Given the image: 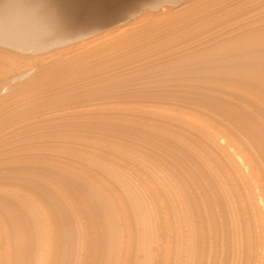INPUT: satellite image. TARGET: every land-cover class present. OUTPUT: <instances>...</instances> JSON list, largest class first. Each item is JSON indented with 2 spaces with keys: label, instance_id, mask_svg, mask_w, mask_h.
Returning a JSON list of instances; mask_svg holds the SVG:
<instances>
[{
  "label": "bare ground",
  "instance_id": "6f19581e",
  "mask_svg": "<svg viewBox=\"0 0 264 264\" xmlns=\"http://www.w3.org/2000/svg\"><path fill=\"white\" fill-rule=\"evenodd\" d=\"M134 11L142 13L131 21ZM255 16L253 27L218 36ZM111 18L122 24L108 30L109 24L92 39L74 40ZM49 53L58 54L53 60L55 54ZM120 67L133 71L125 74ZM119 69L123 73L115 72ZM143 72L187 77L230 94L200 89L196 107L174 109L167 102L166 108L151 105V112V98H144L150 112L144 114L165 124L150 116L136 118L143 108L129 104V98L124 107L118 104L121 95H112L115 105L107 103L110 97L100 99L105 102L96 106L100 112H139L109 116L112 122L141 128L146 139L158 138L159 144L173 141V147L169 141L165 145V155V146L150 151L156 141L144 136L122 139L120 127L116 131L122 136L115 128L118 135L91 130L86 120L81 128L90 130L76 129L84 118L77 108L81 120H72L75 112L74 122L69 120L80 121L75 129H65L57 118L59 125H48L49 131L41 126L45 132L39 127L42 133L32 134L41 113L77 107L80 100L97 98L117 81ZM157 78L154 85L162 81ZM63 117L65 122L68 116ZM17 133L39 142L25 147ZM11 144L17 146L0 152V160L28 147L43 153L37 157L28 150L34 159L20 157L24 162L18 163L29 161L27 167H18V177L8 172L12 177L5 184L0 172V264H220L223 254L227 264H264V0H0V149ZM132 160L140 164L133 166ZM30 163L45 168H29Z\"/></svg>",
  "mask_w": 264,
  "mask_h": 264
},
{
  "label": "rangeland",
  "instance_id": "374dc122",
  "mask_svg": "<svg viewBox=\"0 0 264 264\" xmlns=\"http://www.w3.org/2000/svg\"><path fill=\"white\" fill-rule=\"evenodd\" d=\"M146 9H149V8H148V7H146V8L144 7L142 10H146ZM142 10H141V11H142ZM137 11H138V10H137ZM137 11H136V13H135V11H134V12H132V13L129 15V18H130L131 21H132V19L137 18V17L140 15V13L143 12V11H142V12H141V11H140V12H137ZM135 14H136V15H135ZM131 16H132V17H131ZM135 16H137V17H135ZM258 16H259L258 18L261 17L260 15H258ZM255 17H256V18H255ZM255 17H252V18H255V20H254V19H251V18L248 19V20H247L248 23H247L246 21H245V22L242 21V22L238 23L239 25H237V24L233 25V29L231 28L232 26H230V27L228 28L229 30L231 29V30H230V33H229V32H226V31H229L228 29H225V30H223V31H219V32H217L219 35L216 33V35L214 34L213 37H211L210 39L208 38L207 40L209 41V40L212 39V41H213L214 38H216V37H218V36H220V35H221V36H224V35H222V34H225V33H226V34H239V33H241V32L244 30V29H242V28L253 27V25H255V22H256L257 19H258L257 16H255ZM129 18L127 17V18H126L127 20L124 21V22H126V23H127V22H130V20L128 21ZM111 19H112V18H111ZM111 19H110V21H109V19H108V20H107V23L105 22L106 20L103 21L104 23H103L102 21L99 22V23L101 24V26H102V31H101L100 24L98 23V25H97L98 27L95 26L96 28H98V30L95 29V31H94V28H95V27H94V28L92 29L93 31H92V30L89 31L90 33L88 32V30H86L85 32L83 31V34H82V32H81L80 34L77 35L79 38H78V39H74V40H75V41H78V40L80 41L81 39H82V41L89 40V39H92L91 37H92V36H95L96 34L99 35V34L102 33V32H106V31L111 30L112 28L116 27L117 25H121V24H122V22H119V21H118L119 19H117V21H116V19H112V20H111ZM252 20H254V21H252ZM108 21H109V22H108ZM111 21L115 22V23H113L114 25L111 23ZM101 22H102V23H101ZM118 22H119V23H118ZM124 22H123V23H124ZM250 22H251V23H250ZM252 22H254V23H252ZM242 23H244V24L241 25ZM246 23H247V24H246ZM109 24H110L111 27H109ZM116 24H117V25H116ZM103 25H105V26H103ZM106 25H107V26H106ZM245 25H246V26H245ZM106 27H107V28L109 27L108 30H106ZM236 27H237V28H236ZM103 28H105L104 31H103ZM235 28H236V29H235ZM240 29H241V30H240ZM236 30H237V32H236ZM99 31H100V32H99ZM238 31H239V33H238ZM92 32H93V34H91ZM220 32H221V33H220ZM235 32H236V33H235ZM86 33H88V35H87ZM95 33H96V34H95ZM98 33H99V34H98ZM94 34H95V35H94ZM217 35H218V36H217ZM90 36H91V37H90ZM93 38H94V37H93ZM207 40H206V41H207ZM55 53H56V52H55ZM55 53H49V54H47V55H48V57H49V56H51V54L53 55V54H55ZM57 54H58V53H57ZM57 54L53 55L52 58H49V59H53V60H54L55 57H57ZM122 67H123V66H122ZM120 69H122V68L120 67ZM120 69H119V70H116L115 72H118V71H119V74H121V73H123V71L125 70V68L122 69L123 71H122V70L120 71ZM127 70H128V71H130V70L133 71V69H131V68H127L126 71H124L125 74H127V73L130 74V73H131V71H130V73H129ZM134 70H135V69H134ZM136 71H137V70H136ZM120 72H121V73H120ZM126 72H127V73H126ZM140 73H141V72H140ZM140 73H137V74L140 75ZM137 74H136V75L129 76V77H127V79H126V77H125L124 79H121V80L117 81L114 85H112V86H110L109 88H107V90H109V93H108V91H107L106 89H104V91H102V92H104L106 95H105L104 93H102V92H101V93H102L103 96L101 95V93H100L99 95H97V96H98L97 98H98V100H99L98 102H96V101H97L96 95H92V96H89V97H92V98H93V96H95V97L93 98V100H92V98H89V97L85 98V101H86V99H87V102H85V101L83 102L82 100H80L81 102H79V103L77 102L79 105H78L77 103H75V105L77 104L79 107H78L77 105H76L77 107H72V108L74 109V111L70 110V109H72V108L68 109V110H67V111H68V114H66V112H67L66 110H61V111H59V112L61 113V114H60V113L58 112V110H57V111H54L55 109H54L52 112H53V113L56 112L57 115H56V113L53 114L52 112H48V114H47V112H45L46 114L43 112V114L45 115V116H44V115H43V116L45 117L46 122L49 120V122H50V123L48 122L49 124H47V123L44 121L45 119H43V116H41V115H42V113H41V114L39 115V117H37L38 119H36V123H38V122H39L38 120H40V122H39V125H40V126L36 127L37 130H38L39 127H41V126H44V127H47L48 125H49V126H50V125H52V126H54V125L57 126L56 124H58L57 121H58L59 119H60V120H59V122H60L59 124H65V123H66V124H67V125H66L67 128L65 127V129H67V130L70 129V130H71V128L74 126L73 124H77L78 122H80V121H78V120L80 119V117H81V119H82L83 116H84L83 120L80 119L81 122H80L79 124H77V126L79 125L80 128H78L76 125H75L76 127L74 126L76 129H79V130L82 129L83 131H86V130H88L89 127L92 126V127H91L92 129L89 128V130H90V129H91V130H95V131H96V130H97V131H101V130H102V131L107 132V133H110V132H111V134H114L115 132L118 133V131H119V132H122V134H124V135H125V134L127 135L126 132H128V133H129V134H128L129 137L127 136L128 139H126V135H125V136H124V135L122 136L121 133H118V134H120V136H122V139H125V140H128V141L131 140L130 142H132V141H137V140H139V139L141 140V139H143L144 137H145V139H146V135H145L146 131L144 130V131H142V133H141L140 130H143V129H141V128H140V130H139V128H137V127H136L137 129H136L135 127L130 128L131 126H128V127H127V125H125V127H124L123 122H121V121H120L121 123H120L119 121H117V122L113 121V122H112L110 117H111V116H116V117H117V116H128L129 113H131V115L133 114V116H138L137 113H139V112H138V111L135 112L136 114H135L133 111H132V112H131V111H128V112H125V113H124L123 111H126V110H124V108L121 107L123 110H119V111H122V114H120V112L116 113V110H115V111L110 110V111H113L112 113H111L110 111L108 112V111L106 110L105 113H104L103 111L100 112L101 110H99V108L96 107V106L98 105V103H99V105H100V103H104V104H105L106 101H107V103H110V101H113L112 103H113V105H115V102H116V103L121 102V103H118V104H120L121 106L124 107V106H125V105H124L125 103L122 104V102H126V103H127V99L129 98L130 100H132V101L129 103L130 100L128 99V103H129V104H132V103H134V104L137 103L138 105L141 104V105H140V106H141V109L143 108L142 110H144L143 112H142V110H140V114H141V115L139 114V117H136V118H139V119H142V118H143L142 120H144V119L149 120V119H150V120L156 122V121H158V120H156V119L154 118V116H151V115H148V114L146 115V113H149V114H150V112H151L152 110H154V108H156V105H157V107L161 106V108H164V107H165L164 105L166 104V106H167V105H168L167 102H169V104L172 103V104H174V105L177 107V108H176V107L173 105L174 109H179L178 107H181L182 109H184V108H185V109H186V108L188 109L189 107L191 108L192 106H195V107H196V103H199L198 100H202L201 98H200V99L197 98V97L199 96L198 94L209 93V92H210V94H214V95H217V94L222 95V94H224V92H225V94H224L225 96L227 95V93L230 94L228 91H225V90H224L223 88H221V87H215V86H212V85L209 84V83H204V82H200V81H195V82L192 81V82H191V80L187 79V77H184V78H182V77H181V78H180V77H177V78L175 77V78H174V77H173V78H172V77H168V76H165V75L163 76L162 73H159V74H161V76H162V78H161V76L158 74V72H157V73H153V72H152V73H150V74H149V72H148V73H144V72H143V74H141V76H138ZM147 74H148L150 77H151V75H152V78H150L149 76H147L148 78L145 77ZM154 74H155V75H154ZM153 75H154V76H153ZM157 75H158V76H157ZM143 76H144V79L142 78ZM159 76H160V77H159ZM131 77H132V78H131ZM134 77H135V78H134ZM136 77H138V79H136ZM139 77H141L140 79H141L142 81L144 80L143 83H142V81H140ZM157 77H159V79H158ZM164 77H165V78H164ZM128 78H129V79H128ZM130 78H131V80H130ZM149 78L151 79V81H149V80H150ZM154 78H155V79L157 78V79H158V82H160L161 79H162V81H164V84H162L163 86H160L162 81H161L160 83H156V84L159 85V86H157V85L155 84L157 87L160 88V89H159V88H156V87H155V88L157 89V91H156V89L150 88V87H154V86H155V85L153 84V82H154V83L157 82V80H156V81L152 80V79H154ZM179 78H180V79H179ZM185 78H186L188 81H187ZM125 79H126L127 81H126ZM148 79H149V80H148ZM163 79H164V80H163ZM168 79H169V80H168ZM173 79H174V80H173ZM176 79H177V80H176ZM178 79H179V80H178ZM181 79H182V81H180ZM128 80H130V81H128ZM145 80H146V81H145ZM147 80H148V81H147ZM175 80H176L177 82H176ZM122 81H123V83H122ZM135 81H136V82H135ZM139 81H140V82H139ZM166 81H167V82H166ZM179 81H180V82H179ZM184 81H185V84H186V81H187L188 85H185V84H184ZM118 82H119L120 85H121V83H122V84H123V87H122V85H121V86H118L119 89L117 88V89H118V91H117V89H116L117 86H115V85H116ZM129 82H130V84H132V82H133V83L135 82L136 84L138 83V84H137L138 86H137L135 83H134L135 85L132 84V85L130 86ZM174 82H175V83H174ZM178 82H179V85H180V86L178 85ZM196 82H199V83H196ZM140 83H142V84H140ZM146 83H147V84H149V83L151 84V83H152V84H151L152 86L149 87V85H147ZM162 83H163V82H162ZM167 83H169L170 85L167 84ZM176 83H177V84H176ZM192 83L195 84V85H198V84H199V86L196 87V86L193 85ZM203 83H204V84H203ZM127 84H129V86H128ZM166 84H167V85H166ZM172 84H173V85H172ZM174 84L176 85V87H175ZM201 84H202V85H201ZM208 84H209V86H208ZM139 85H140V86H139ZM183 85H184V87H182ZM190 85H191V86H190ZM200 85H201V87H200ZM203 85H204V86H203ZM132 86H133V87H132ZM134 86H135L136 88H135ZM166 86H168V87H166ZM171 86H174V89H172ZM192 86H193V87H192ZM111 87H113V88H111ZM121 87H122V88H121ZM124 87H125V88H124ZM126 87H127V88H126ZM129 87H130V88H129ZM138 87H139V89H137ZM141 87H142L143 89H142ZM163 87H166L167 89H164ZM181 87H182L183 89H182ZM187 87H189V88H187ZM194 87H195V88H194ZM204 87L206 88V89H205L206 92L204 91ZM209 87H210V88L213 87V88H211V90H210ZM110 88H111V90H110ZM123 88H124V89H123ZM145 88H146V89H145ZM147 88H148V90H147ZM149 88H150V91H149ZM162 88H163V89H162ZM168 88H169V89H168ZM178 88H179V90L176 91ZM196 88H197V90H196ZM208 88H209V90H208ZM220 88H221V90H220ZM114 89H116V91H115ZM132 89H133V91H132ZM134 89L137 90V91H134ZM140 89L143 90V91H141ZM170 89H171V90H170ZM175 89H176V90H175ZM180 89H181V90H180ZM188 89H189V90H188ZM194 89H195V90H194ZM200 89H203V90H202L203 93L201 92ZM216 89L219 90V91H217ZM113 90H114L115 92H114ZM158 90H159V91H158ZM165 90H167L169 93H166L167 91H165ZM169 90H170L171 92H170ZM174 90H175V91H174ZM187 90H188V91H187ZM193 90H194V91H197V92L200 90V91H199L200 93H199V92H198V93H195V92H193ZM212 90H213V92H212ZM223 90H224V91H223ZM120 91H121V93H120ZM126 91H127V92H126ZM138 91H139V92H138ZM144 91H146V93H144ZM152 91L157 92V93H156L157 95H156V94H153V93H155V92H152ZM162 91L165 92V93H162ZM184 91H185V92H184ZM190 91H191V92H190ZM214 91H215V92H214ZM220 91L223 92V93H221ZM106 92H107L108 94H107ZM112 92H114V93H112ZM129 92H130V93H129ZM132 92H133V93L136 92V93L133 94ZM176 92L178 93V95H177ZM182 92H183V93H182ZM187 92H188V93H187ZM226 92H227V93H226ZM115 93H116V94H115ZM143 93H144V94H147V93L149 94V93H150V94H149V95H148V94H147V95H144ZM159 93H161V97H164V98H160V97H159V96H160ZM170 93H171V94H170ZM175 93H176V95H177L176 97H175ZM181 93H182V94H181ZM191 93H195V94H197V95H195V96H194V95L191 96V95H190ZM110 94H111V96H110ZM141 94H143L144 97H143ZM152 94H153V96H152ZM158 94H159V96H158ZM163 94H164V95H163ZM185 94H186V95L189 94V96H186ZM233 94H234V93H233ZM112 95L115 96V98H116V97L119 98L120 95H121V97L118 99L119 101H118L117 99L113 100L114 98H113ZM126 95H127L128 97H127ZM150 95H151V97H150ZM154 95H155V97H154ZM166 95H167V96H166ZM171 95H174V98H175V99H174L173 96H171ZM184 95H185V97H184ZM235 95H236V94H235ZM101 96H102V97H101ZM125 96H126V97H125ZM130 96H132V98H131ZM133 96H134V97H133ZM138 96H140V97H138ZM141 96H142V97H141ZM145 96H146V97H145ZM156 96H157L158 99L156 98ZM169 96H170V97H169ZM181 96H182V98H181ZM227 96H228V95H227ZM229 96H230V95H229ZM237 96H239V95H237ZM107 97H108V98L110 97L111 99H112V98H113V99H112V100H111L110 98L107 99ZM123 97H125V98H123ZM148 97L151 98L150 101H155V98H156V99L158 100V103H157V100H156L155 103H154V102H150V101H148ZM152 97L154 98L153 100H152ZM165 97H166V99H165ZM168 97H169V98H168ZM177 97H178V99H177ZM186 97H187V100H186ZM188 97H189V98H188ZM95 98H96V99H95ZM104 98H105V100H106V99H107V100L105 101ZM122 98H123L125 101H124ZM133 98H134V99H133ZM135 98H137V99H135ZM141 98H142V100H141ZM144 98L146 99V101H148V102L151 103V104H148V102L146 103V101H145ZM171 98H172V99H171ZM179 98H180V99H179ZM193 98H194V99H193ZM232 98H235V97H232ZM100 99L104 100L105 102L102 101V100H100ZM160 99H162L161 102H159ZM169 99H170V100H169ZM173 99H174V100H173ZM192 99H193V100H192ZM195 99H196L198 102H197ZM83 100H84V99H83ZM88 100H89V101H88ZM91 100H92V101H91ZM136 100H137V101H136ZM140 100H141V101L144 100L143 102H145V103L141 102ZM164 100H166L165 103H162V102H164ZM168 100H169V101H168ZM171 100H173V101H171ZM181 100H182V101H181ZM117 101H118V102H117ZM133 101H134V102H133ZM139 101H140V102H139ZM175 101H176V102H175ZM183 101H185L186 104H185ZM89 102H90V103H89ZM92 102H93V103H92ZM180 102H181V103H180ZM194 102H196V103H194ZM83 103H84V104H83ZM85 103H86V104H85ZM88 103H89V104H88ZM112 103H110L109 105H111ZM153 103H154V104H153ZM177 103H179L180 105L177 104ZM193 103H194V104H193ZM90 104H91L92 106H91ZM129 104H126V105H129ZM142 104H144L145 107H144V105H142ZM146 104L150 105V106H148L150 109L147 107V109L150 110V112H149L147 109H145V108H146ZM159 104H160V105H159ZM162 104H163V105H162ZM181 104H182V105H181ZM183 104L185 105L184 108H183ZM75 105L73 104L72 106H75ZM82 105H84V106L86 105V106L84 107V106H82ZM87 105H90V107L88 106L90 109L87 108ZM94 105H95V106H94ZM99 105H98V107H99ZM107 105H108V104H107ZM151 105H153L154 108H153ZM190 105H191V106H190ZM70 106H71V105H70ZM80 106H81V107H80ZM142 106H143V107H142ZM163 106H164V107H163ZM188 106H189V107H188ZM168 107L172 108V105L170 104V106L168 105ZM75 108H77L78 110L80 109L81 112H80V110H79V112L82 113V114L80 115V113L77 112L78 110H77V109L75 110ZM86 108H87L88 110H87ZM91 108H92V109H91ZM93 108H94V109H93ZM95 108H96L97 110H96ZM152 108H153V109H152ZM159 108H160V107H159ZM165 108H166V107H165ZM192 108H193V107H192ZM84 109H86L87 111L84 110ZM69 110H70L71 113L69 112ZM89 110L92 111V112H91L92 114H90V111H89ZM95 110L97 111V113H96V112H93V111H95ZM145 110H147V111H145ZM82 111H84V112H82ZM88 111H89V112H88ZM98 111H99V112H98ZM63 112H64V113H63ZM73 112H75V114H74ZM76 112L80 115V117H79V115H78ZM141 112L143 113V115H142ZM144 112H146V113L144 114ZM49 113H50V114H49ZM51 113H52V115H51ZM62 113H63V115H65L64 117H63ZM72 113H73L74 115H76L77 118H76L74 115H72ZM95 113H96L97 115H96ZM106 113H109V114H106ZM115 113H116V114H115ZM58 114H59V116L61 115L63 118H66L67 116H68L69 118L67 117V118L65 119V122H64V119H62L61 116L59 117ZM84 114H85L86 116H85ZM89 114H90V115H89ZM100 114H101V117H102V115H103V117H102V118H101V117H98V118H97V116H98V115L100 116ZM104 114H105V115H104ZM110 114H111V115H110ZM113 114H114V115H113ZM117 114H118V115H117ZM125 114H127V115H125ZM46 115H49V116H48L49 118H48ZM50 115H51V117H50ZM66 115H67V116H66ZM88 115H89V116H88ZM94 115H95V116H94ZM131 115H130V116H131ZM40 116H41L42 118H41ZM53 116H54V117H53ZM72 116L75 117V118H73ZM87 116H88L89 118H87ZM90 116H91V117H90ZM104 116H105V117L107 116L108 119H106L107 117L105 118ZM109 116H110V117H109ZM141 116H142V118H141ZM144 116H145V117H144ZM148 116H150L149 119H148ZM71 117H72L73 119H72ZM78 117H79V118H78ZM92 117H93V118H92ZM156 117H157V116H156ZM40 118H41V119H40ZM57 118H59V119H57ZM86 118H87V119H86ZM109 118H110V119H109ZM157 118L159 119L158 122L161 121V123H164V122H165V123H168V122H166V121H163L162 118H159V117H157ZM42 119H43V120H42ZM53 119H54V120H53ZM56 119H57V120H56ZM71 119H72V120H75V122H76V119H78V120H77L78 122H77V123H71V122H70V121H72ZM88 119H91L93 122H95V124H93V122L90 121V120H88ZM96 119H98V121H100V120L102 119L101 123H98V121H97V122L94 121V120H96ZM51 120H53L52 123H51ZM55 120H56V121H55ZM69 120H70V121H69ZM85 120L88 121V123H86ZM105 120H107V121H105ZM108 120H109V121H108ZM61 121H62V122H61ZM82 121H83V122H82ZM84 121H85V122H84ZM104 121H105V123H103ZM43 122L45 123L44 125H43ZM56 122H57V123H56ZM68 122H69L70 124H72L70 127H68ZM72 122H74V121H72ZM90 122H91L92 124H91ZM111 122H112V123H111ZM40 123H42V124H40ZM55 123H56V124H55ZM81 123H83V124L81 125ZM85 123L87 124V126H89L86 130H85V128H83V127H84L83 125H86ZM89 123H90V124H89ZM107 123H108V124H107ZM109 123H110V124H109ZM115 123H116V124H117V123H120L121 125L123 124V125H122V128H123V129H121V125H120V124H117V125H120V126H117V125L115 126ZM165 123H164V124H165ZM59 124H58V125H59ZM96 124L99 125L98 128H97V126H95ZM100 124H101V125H100ZM103 124H104V125H103ZM112 124H113V125H112ZM46 125H47V126H46ZM90 125H91V126H90ZM102 125H103V126H102ZM49 126H48V128H45V130L49 131ZM81 126H83V127L81 128ZM101 126H102V127H101ZM34 127H35V126H34ZM34 127L30 128V130H31V129H34V130H35L36 128H34ZM74 127H73L72 129H75ZM94 127H95L96 129H94ZM99 127L102 128V129H100ZM103 127H104V128H103ZM106 127H107V128H106ZM110 127H112V128H110ZM116 127H117V128H116ZM118 127H120V128H119L118 131H116V130L118 129ZM62 128H63V127H62ZM62 128H61V129H62ZM68 128H69V129H68ZM105 128H106V129L109 128L111 131H110L109 129H108V131H106ZM114 128H115V132H114V130H113ZM126 128H128V129H126ZM129 128H130V131H128ZM134 128L136 129V131H134V130H135ZM181 128H182V127H181ZM28 129H29V128H28ZM28 129L24 130V132H27V131L30 132V130H28ZM40 129H42V127H41ZM40 129H39L38 131H37V130H36V131L31 130V132H33L32 134H38V132L41 134L42 132H45L43 129H42L43 131L40 130ZM98 129H99V130H98ZM104 129H105V130H104ZM124 129H125V130H124ZM63 130H64V128H63ZM82 130H81V131H82ZM112 130H113L114 133L112 132ZM41 131H42V132H41ZM124 131H125V133H124ZM132 131H134L133 133H134V135H136V136H134L133 134H131ZM139 131H140V133H139ZM34 132H37V133H34ZM136 132H137V133H136ZM135 133H136V134H135ZM138 133H139V136L137 137ZM23 134H24V133H22V135H23ZM118 134L115 133V135H118ZM141 134H142V136H140ZM146 134H147V133H146ZM16 135H17L18 137H17ZM16 135H14V137L16 136V138L18 139L19 136H20L21 134L18 135V133H17ZM22 135H21V136H22ZM24 135H27V134H24ZM24 135H23V137H22V139L24 140V142H23L22 140H21V141L24 143V146H25V147L28 146L27 144H30L31 142H32V143H31L29 146H33L34 142H35V141H38V139H36L35 141L32 140V139H31L32 141H31L30 139H24V137H27V136H24ZM130 135H132V136H130ZM21 136H20V138H21ZM120 136H119V137H120ZM143 136H144V137H143ZM14 137H13V139H15L14 141H16L17 139L14 138ZM123 137H124V138H123ZM136 137H137V138H136ZM142 137H143V138H142ZM150 137H151V140H152V141H151L150 139H146V140H147V141H151V142H155V141H156V142H155V143H156V144H155V148H156V149L153 148L152 145H149V147H150V148H149L150 151H151V150H154L153 152H156V150H160V147H162V146H163V147H164L165 145L167 146V144H168L167 142L169 141V140H167V142H166L165 140H161V143H164V144L162 145L161 143L159 144L160 139L157 138V140H155V139L152 138V136H150ZM130 138H131V139H130ZM135 138H136V140H135ZM138 138H139V139H138ZM159 138H160V137H159ZM11 139H12V138H9L10 141H11ZM13 139H12L11 143L13 142ZM132 139H134V140H132ZM28 140H30V142H29ZM158 140H159V141H158ZM157 141H158V142H157ZM22 142H20V140H18V141L16 142V144H17L18 146H20V147H24ZM27 142H29V143H27ZM38 142H39V141H38ZM169 142H170V143H169L170 146L173 147V146H174V144H172L173 141H172V142L169 141ZM13 143H15V142H13ZM21 143H22V144H21ZM16 144H14V145H16ZM19 144H20V145H19ZM157 144H158V145H157ZM14 145H12V144H11V145H7V147H6V146H4V147L1 146V149H0L1 151H0V152L2 153V151H3V150L5 151V149H6V151H7V150L9 151V150L12 149L13 147H15ZM17 145H16V146H17ZM209 145L211 146L212 144H209ZM9 146H12V147H10V149H8ZM151 146H152V147H151ZM156 146H157V147L159 146V147L157 148ZM166 146H165V148L162 147L163 150H164V151H163V152H164V155L166 154L165 152H168V150L166 149ZM28 148H29L28 150H30V152H31V150H33L32 147H28ZM30 148H31V149H30ZM152 148H153V149H152ZM162 148H161V149H162ZM171 149H172L173 151H175L173 148H170V150H171ZM24 150H25V149H23V148H22V150L20 149V153H19V151H18V152H16V151H15V152H11V153H12L11 156H13L14 158L10 156L9 161L12 162V165L10 164L9 161H7L8 158H9L10 153H9L8 155H7V154L4 155V156H5L4 158H3V156H1V160H0V162H1L0 165H1V166H0V168L4 170V167H5V170H7V175H5V174H6V171L4 170L5 172H3V171H1V169H0V172H2V174L0 173L1 176H2V180H3V179L6 180V178H7V179H8V178H11V177H12L11 174H13L15 177H18L19 175H17V173H16V171H20V170L18 169V167H21V170L24 169L23 167H27V163H29V161H25V163H22V164H21V163H18L19 160H20L19 162H24L23 160L21 161V158H22V159H26V158H28L27 156H29V158L34 159V157H32L31 154L33 153V151H34L35 149L31 152V154H30L31 157H30V155L28 154L29 151H28L27 149H26L25 151H24ZM166 150H167V151H166ZM6 151H5V152H6ZM21 151H22V152H21ZM23 151H24V153H25L26 155L23 154ZM26 151H27V152H26ZM30 152H29V153H30ZM35 152H36V153H35ZM153 152H152V153H153ZM159 152H161V151H159ZM159 152H158V153H159ZM16 153H19V155H16ZM41 153H43V151L41 152V151H36V150H35L34 153H33V156H36L35 154H37V157H40V156H41ZM44 153H45V152H44ZM20 154H21V155H20ZM27 154H28V155H27ZM38 154H39V155H38ZM155 154H156V153H155ZM161 154H162V153H161ZM6 156H7V157H6ZM15 157H16V158H15ZM18 157H19V158L21 157V158L18 159ZM23 157H24V158H23ZM2 158L5 159L4 161H5V164H6V165L4 164V161L2 160ZM6 158H7V159H6ZM11 158H12L13 160H12ZM15 159H16V160H15ZM17 159H18V160H17ZM14 160H15V161H14ZM28 160H29V159H28ZM185 160L187 161V158H185ZM13 161H14V162H17V163H15V165L17 164L16 167H13V165H14ZM32 161H34V160H32ZM133 161H134V163H132ZM135 161H136V160H132V162H131L132 165H133V166H138V165L140 164V161H139V160H137L136 162H135ZM7 162H9V163H7ZM137 162H138L139 164H138ZM135 163H137L138 165L135 164ZM2 164H3L4 167L2 166ZM7 164H8V165H7ZM24 164H26V165H24ZM30 164H31L32 166H31ZM30 164H28V166L30 165L29 168H30V167H31V168H36V167H37L38 169H39V167H40V169L45 168L44 165H43V166H44V167H43L42 165L40 166V165L37 164V163H33V164L30 163ZM134 164H135V165H134ZM18 165H21V166H18ZM23 165H24V166H23ZM37 165H38V166H37ZM7 166H9V167H7ZM34 166H35V167H34ZM6 167H7V168H6ZM10 168H12V169H10ZM13 168H14V169L16 168L17 170H16V169L14 170ZM8 169H9V171H8ZM12 170H14V171H12ZM10 171H11V172H10ZM8 172L11 173V174H9ZM3 173H4V174H3ZM16 175H17V176H16ZM1 176H0V178H1ZM6 176H7V177H6ZM3 177H4V178H3ZM2 183H4V184L7 183V180H6V182L3 180ZM8 184H11V183H8ZM225 254H226V251H225ZM226 255H227V254H226ZM226 255H224V254L222 255V256H223V259H222L223 264H225L226 261H227V256H226ZM225 256H226V258H225ZM223 260H224V261H223ZM222 262H221L220 264H222ZM226 264H227V263H226Z\"/></svg>",
  "mask_w": 264,
  "mask_h": 264
}]
</instances>
